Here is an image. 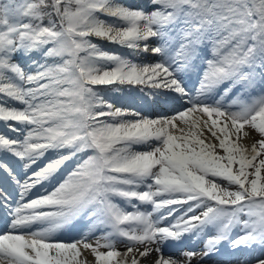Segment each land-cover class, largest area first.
<instances>
[{"label": "snow or ice", "instance_id": "snow-or-ice-1", "mask_svg": "<svg viewBox=\"0 0 264 264\" xmlns=\"http://www.w3.org/2000/svg\"><path fill=\"white\" fill-rule=\"evenodd\" d=\"M122 85L184 107L151 119L97 88ZM0 123L17 196L0 188V264H81V249L95 264H201L225 243L264 264V0H0ZM81 222L77 239L55 238ZM186 235L203 249L163 255Z\"/></svg>", "mask_w": 264, "mask_h": 264}, {"label": "bare ground", "instance_id": "bare-ground-1", "mask_svg": "<svg viewBox=\"0 0 264 264\" xmlns=\"http://www.w3.org/2000/svg\"><path fill=\"white\" fill-rule=\"evenodd\" d=\"M124 2L125 3H128L129 2V0H124ZM130 3V2H129ZM105 45H106V43H105ZM138 59V61H142V62H152V61H154L156 58L155 57H152L151 55H146V56H141V57H139V58H137ZM142 87H144L143 85H134V86H130V85H122V86H118V88H119V90L116 92V95H115V99H116V101H119L118 103H117V105H122V106H124V107H130L131 106V101H135L134 99H136V97L137 98H139V99H141V96H142V93L140 92V89L142 88ZM169 97H170V100L172 101L174 98V96L173 95H171L170 93H169ZM144 103H140L139 104V106H141L140 108H139V112L143 115V116H145V117H148V118H151V119H156V118H161V117H170V112L172 111V109H173V105L172 104H169V103H167V104H163L164 105V107H166L164 110H158V109H156V108H154L153 110H149V108H147V106L145 105ZM163 105H162V107H163ZM170 105H172V106H170ZM161 106V105H160ZM128 119H131L132 117H127ZM51 154V153H50ZM9 160H10V162L11 163H9V165H11V166H16V165H18V163L16 162L17 160H16V158H14V157H9ZM16 160V161H15ZM41 162V164H42V159L41 160H39L38 162H37V164H39ZM37 164L36 165H33V166H35V167H37ZM40 164V166H38V167H41L42 165ZM1 176V175H0ZM2 177V176H1ZM55 180V179H54ZM54 180H52V181H46V182H44L43 184L44 185H51V187L49 188L50 190L49 191H51V189H52V187L54 186V184H52V182H54ZM35 188H33L32 190H34ZM39 195H41V194H39ZM37 197V196H36ZM86 226V225H85ZM84 226V227H85ZM69 236L71 235V233L70 234H68ZM90 238V237H89ZM88 242H90V241H88ZM199 242H196L195 244L193 243V244H191V246H193V248L195 249V247H197V246H199V244H198ZM81 251H82V256L79 258L80 260H81V262H82V260H84L83 261V264H85V262L87 261V262H89V264H91V261L93 260V258L91 257V251L90 250H84V249H81ZM239 253V252H238ZM239 254H242V255H244V254H247V253H239ZM155 256H156V254L155 253H153V256L151 257V258H155ZM91 257V258H90ZM90 258V259H89ZM150 258V259H151ZM231 257L230 256H226V260L227 261H229V262H231V259H230ZM240 257H238L237 259H239ZM243 260V259H242ZM241 259H239L237 262V264H240V261H242ZM82 264V263H81Z\"/></svg>", "mask_w": 264, "mask_h": 264}, {"label": "rangeland", "instance_id": "rangeland-1", "mask_svg": "<svg viewBox=\"0 0 264 264\" xmlns=\"http://www.w3.org/2000/svg\"><path fill=\"white\" fill-rule=\"evenodd\" d=\"M134 1H137V3L138 2H140V0H129V2L130 3H132V4H134ZM128 2V3H129ZM46 22V21H45ZM95 42H97V43H99V44H101V46L102 47H104L105 49H108V50H112V51H117V52H120V53H124V52H126L127 50L126 49H123V48H119L118 46H116V45H111V44H108V43H106V42H103V41H100V40H97L95 37H93L92 38ZM105 43H106V45H105ZM118 86H97V88H98V90L99 91H101L102 93H104L105 94V96H106V98H108V99H111L114 103H116L115 102V99H114V94H115V92H117V90H116V88H117ZM113 94V95H112ZM138 100V99H137ZM116 105H117V103H116ZM118 107H122V108H125V109H130V108H128V107H123V106H120V105H117ZM158 106V105H157ZM17 107H20L19 105H17ZM130 110H134V111H136V109H130ZM177 110H174V111H172L170 114H174L175 112H176ZM172 116V115H171ZM3 125V123H0V129H1V126ZM245 130H247V129H245ZM1 131V130H0ZM3 131V130H2ZM71 168V167H70ZM66 172L67 171H65L64 172V174L66 175ZM61 178V177H60ZM59 178V179H60ZM179 214V213H178ZM201 242L204 244V238L201 240ZM203 249V245L200 247V248H196L195 250L196 251H201ZM183 251H186V249L184 250V249H182L180 252H179V254H177L178 256H176V258H180V259H182L183 257L181 256V253L183 252ZM90 259V258H89ZM95 259V258H94ZM92 260V263L93 264H95V260ZM193 264H196V261L195 262H193ZM201 264H204V262H202ZM207 264H210V263H207Z\"/></svg>", "mask_w": 264, "mask_h": 264}]
</instances>
